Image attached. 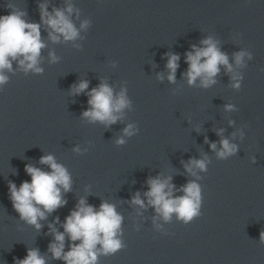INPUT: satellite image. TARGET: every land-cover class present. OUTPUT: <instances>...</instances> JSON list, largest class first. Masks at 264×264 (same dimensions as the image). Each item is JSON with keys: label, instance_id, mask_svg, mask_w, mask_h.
<instances>
[{"label": "clouds", "instance_id": "9594fccd", "mask_svg": "<svg viewBox=\"0 0 264 264\" xmlns=\"http://www.w3.org/2000/svg\"><path fill=\"white\" fill-rule=\"evenodd\" d=\"M6 7L11 9L9 14L0 16V88L9 80L5 72L13 71V61H16L24 72L41 73L43 70L39 67L40 54L46 47L41 38L40 24L28 22L25 19L26 12L13 9L11 5ZM40 11L41 21L51 29L48 36L53 42H59L61 37L66 42L75 41L79 37L80 29H86L89 24L85 20L81 23L80 29H77L70 18L74 11L71 4L65 9L54 8L51 13L47 11L45 4H41ZM201 44L204 46L193 45L192 51L186 53L188 70L185 75L189 85L195 84L199 79L201 86L206 88L216 82L215 77L220 72V66H224L228 73H234V69L229 63L228 55L219 49L217 42L211 37L202 40ZM49 55L52 62L57 60L54 53L50 52ZM246 56L252 59L249 52L235 53V65L245 66ZM178 60V55L168 54L166 67L169 70L170 82L175 81ZM241 79V76L233 74L232 87L239 89ZM87 88L88 82L81 81L74 92L79 94ZM88 95L90 107L82 115L90 122L98 121L106 126L114 124L121 119L124 109L130 107L125 90L114 94L113 89L104 82L98 88L92 89ZM232 108V105H226V110L230 111ZM134 131L135 128L131 124L123 130L125 136L133 135ZM124 143L123 138L117 140V144ZM220 144L221 149L217 156L221 159L234 155L238 150L237 146L227 139H222ZM210 147L216 150L215 143ZM40 163L48 165L51 170L45 172L32 165H25V171L31 177V181L22 182L19 188L12 182L8 185L13 208L22 220L35 226L37 230L41 228L39 221L46 219V214L54 212L66 203L61 190L67 192L71 187L70 174L63 165L56 162L53 155L42 156ZM194 168L206 170V160H192L186 165V169L195 176ZM170 180L171 177L149 179V190L145 193L147 202L165 222L170 221L175 215L178 220L187 224L201 214V187L195 181H191L181 189L183 195L174 196V185ZM132 203L141 208L145 206L139 193L133 197ZM121 223L122 216L117 213L115 205L102 202L97 210L81 199L76 209L66 217L63 223L64 232H57L49 225L55 241L49 245V251L53 258L62 259L65 264H97L99 255L114 254L124 247L119 238ZM65 233L73 242L67 252H64ZM76 241L79 243H74ZM260 242L264 244V231L260 233ZM14 264H46V260L38 249H28L26 257L15 259Z\"/></svg>", "mask_w": 264, "mask_h": 264}]
</instances>
